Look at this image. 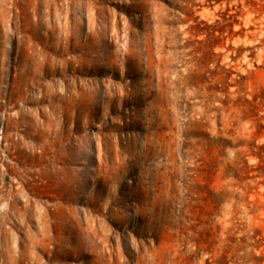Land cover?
<instances>
[{"label":"rangeland","instance_id":"obj_1","mask_svg":"<svg viewBox=\"0 0 264 264\" xmlns=\"http://www.w3.org/2000/svg\"><path fill=\"white\" fill-rule=\"evenodd\" d=\"M0 264H264V0H0Z\"/></svg>","mask_w":264,"mask_h":264},{"label":"bare ground","instance_id":"obj_2","mask_svg":"<svg viewBox=\"0 0 264 264\" xmlns=\"http://www.w3.org/2000/svg\"><path fill=\"white\" fill-rule=\"evenodd\" d=\"M13 196V195H12ZM14 196H17V195H14ZM15 199V198H14ZM26 200V199H25ZM25 202H27V201H25ZM26 204V203H25ZM30 206V205H29ZM11 207H12V205H11ZM27 207V206H26ZM43 216V215H42Z\"/></svg>","mask_w":264,"mask_h":264}]
</instances>
